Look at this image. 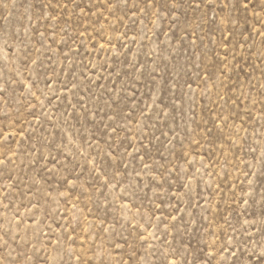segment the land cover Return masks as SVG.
Wrapping results in <instances>:
<instances>
[{
  "label": "rangeland",
  "instance_id": "374dc122",
  "mask_svg": "<svg viewBox=\"0 0 264 264\" xmlns=\"http://www.w3.org/2000/svg\"><path fill=\"white\" fill-rule=\"evenodd\" d=\"M261 252L264 0H0V264Z\"/></svg>",
  "mask_w": 264,
  "mask_h": 264
},
{
  "label": "snow or ice",
  "instance_id": "6c2138e0",
  "mask_svg": "<svg viewBox=\"0 0 264 264\" xmlns=\"http://www.w3.org/2000/svg\"><path fill=\"white\" fill-rule=\"evenodd\" d=\"M244 7H247V4H245ZM260 259H261L262 261H264V252H261V254H260Z\"/></svg>",
  "mask_w": 264,
  "mask_h": 264
}]
</instances>
